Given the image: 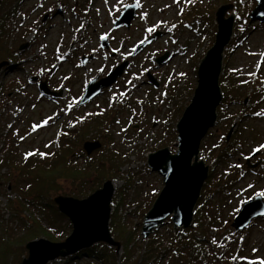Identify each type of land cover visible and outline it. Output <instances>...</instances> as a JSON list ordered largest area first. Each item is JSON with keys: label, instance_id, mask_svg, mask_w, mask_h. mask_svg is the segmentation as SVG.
Here are the masks:
<instances>
[{"label": "rangeland", "instance_id": "374dc122", "mask_svg": "<svg viewBox=\"0 0 264 264\" xmlns=\"http://www.w3.org/2000/svg\"><path fill=\"white\" fill-rule=\"evenodd\" d=\"M222 1L139 0L140 7L129 26L113 27L124 6L137 4V0H0V13L9 12L0 19L4 27L0 43L15 50L19 60L10 69H4L6 61H0L4 64L0 66V240L14 250L8 256L9 264H20L27 255L26 224L38 220L46 228L58 232L63 229L62 236L52 241L63 240L71 231L62 213L64 217L58 216L50 223L47 207L37 205L45 199L36 198L31 190L43 183L35 181L30 170L48 161L50 156H43L52 150L55 155L69 149L81 168L89 160L95 165L102 163L108 171L116 169V176L107 178L117 181L111 207L115 196L123 194L119 211L126 216L127 225L142 224L147 212L141 215L144 199L156 197L163 185L162 177L147 165V155L164 146L171 152L177 148L176 132L173 137L170 127L174 129L191 99L197 65L213 44L215 11L221 5L226 6L224 16H233L230 41L235 46H225L224 75L221 72L219 76L220 88L225 85L229 94L220 102H225L221 118L201 141L199 158L208 166L209 174L215 148L224 137V144L231 145L238 137L240 151L225 163L214 165L211 183L206 188L207 175L201 187L200 195L206 189L209 196L205 221L212 225L205 232L206 247L194 264H249L264 258V215L252 218L240 230L231 225L242 203L264 192V149L253 155L254 149L264 145V14L249 17L244 31L236 34V23L247 16L249 7L254 8L255 0H242L240 5L235 0ZM149 28L155 31L149 33ZM155 32L159 34L135 52L138 44ZM102 36L107 37L106 46H101ZM124 61L121 75L109 87L80 103L90 79L104 77ZM40 82L59 95L42 94ZM254 103L256 111L248 112ZM91 113L96 123L86 132L79 130L84 126L80 122ZM65 129L68 135L66 132L61 139ZM206 139L207 146L203 148ZM64 140L68 144L64 145ZM96 140L100 146L87 154L84 142ZM82 151L84 155H80ZM27 153L35 154L28 159ZM96 174L93 170L87 179H94ZM128 178L130 182L123 189ZM105 179H97L88 189L84 185L79 196L73 192L81 187L82 180L57 177V188H46V194L52 200L57 195L83 198L101 187ZM168 221L170 217L155 229L156 236L168 235ZM141 224L138 233L146 239L153 232L142 237ZM170 225L175 232L181 228L175 229L172 222ZM120 247L119 242L118 253ZM161 253L155 248L149 262L169 264L161 261ZM136 254L137 251L132 259ZM65 257L46 264H101L85 253L69 262L61 259Z\"/></svg>", "mask_w": 264, "mask_h": 264}, {"label": "water", "instance_id": "95a60500", "mask_svg": "<svg viewBox=\"0 0 264 264\" xmlns=\"http://www.w3.org/2000/svg\"><path fill=\"white\" fill-rule=\"evenodd\" d=\"M255 2L250 13L251 17L264 14V0H255ZM126 5H131V7L122 9L113 27L129 26L137 7L136 2ZM225 9L226 6L221 5L215 11L216 30L213 44L205 51L197 65V83L191 99L175 122L177 141L175 152H171L168 147L164 146L147 155V165L162 177L163 185L144 214L140 230L144 238L159 227L167 217H170L175 229L191 225L194 205L208 175V166L199 158L200 144L207 131L216 123V108L223 98L219 76L222 69L223 51L231 39L233 27V16H224ZM158 34L159 32H155L152 37L138 44L135 52ZM106 45V39H102L101 46ZM163 57L165 55L159 57L157 61L161 62ZM125 65L126 61L116 65L104 77L90 79L84 87L80 103L90 100L103 88L109 87L121 75ZM32 79L36 80L35 77ZM150 79L156 83L153 78L150 77ZM38 87L42 93L49 96L59 95L50 90L45 82L38 83ZM232 130L233 126L228 131L226 139L230 137ZM99 146L100 142L97 140L86 141L83 149L89 154ZM113 193V182L111 179H106L101 187L83 198L70 195L54 196L53 202L59 212L68 218L71 231L61 241H52L45 237L27 241L25 243L27 255L22 258L20 264H46L98 242L115 246L118 251L119 242L113 238L108 226ZM262 215H264V200L261 195L257 194L242 203L231 225L236 230H240L252 218Z\"/></svg>", "mask_w": 264, "mask_h": 264}, {"label": "trees", "instance_id": "16d2710c", "mask_svg": "<svg viewBox=\"0 0 264 264\" xmlns=\"http://www.w3.org/2000/svg\"><path fill=\"white\" fill-rule=\"evenodd\" d=\"M237 1V4L240 5V2L242 0H235ZM229 2L228 0L222 1V3ZM253 5L255 6V2H252ZM16 9V8H15ZM251 7L247 9L246 13L247 16L243 17L241 14L239 15L240 17H243V20L241 22L236 23V29L234 32H239L242 33L244 31V25L247 23L249 20V13L251 11ZM7 11H3L0 13V19L2 15H4ZM210 16V14L208 15ZM4 32V27L0 26V36ZM215 32V30H214ZM231 40V39H230ZM230 43V45H229ZM228 43L230 49H232L235 46V43H231V41ZM229 49V50H230ZM15 50H12L6 46V43H0V61H6L7 63L4 66V69H10L15 67V65L18 63L19 60H17ZM230 52V51H229ZM11 61L8 62L9 60ZM221 75H224V68L222 65L221 69ZM224 77V76H223ZM222 77V79H223ZM219 84L221 86V77L219 79ZM15 86V85H14ZM223 87L222 92H223V97H225L228 93V88L225 85H222ZM225 102L220 103V105L216 108V113L217 119L221 118L220 110L223 108ZM256 104H252L249 107L248 112H254L256 111ZM251 112V113H252ZM96 114V113H95ZM101 115V114H99ZM96 117L93 113L89 114L83 122L87 121L86 124L83 122H80V125L83 124L79 130L86 132V128L88 126H93L96 121L94 119ZM171 129V134L174 137L175 132L172 127ZM75 130V128H74ZM68 130L65 129V132H63L60 136L61 139L66 136V132ZM78 131V130H75ZM68 135V132H67ZM234 136V141H235V136L236 133L233 134ZM223 138V137H222ZM224 139L223 138L222 142L217 145L216 150L214 151L213 159H212V168L209 170V174L207 177V184L206 188H208V185L211 183V175L214 174L213 167L214 165H221L226 162L227 158L229 156L235 157L239 153V144H232L227 143L224 144ZM206 139L203 142V148L207 146V141ZM68 144L67 140L63 141V144ZM55 150H52L48 152L45 156L43 157H48V161H41L37 164V168L31 169L30 172L32 173L35 181H41L42 186H34L31 188V190L34 193V196L38 199H45L44 202H39L37 204L39 207L46 206L50 214L47 216L48 220L50 223H54V220L56 217H64L56 208V205L54 204L53 200L50 198V196H47L46 194V188H57V183H56V178L57 177H64L66 179H71V180H82L81 187L75 190L74 195H82V189L84 185H87V189L91 188L93 184L96 182L97 179H102V178H111L115 177L116 174L118 173L116 169H113L112 171H108L102 163L99 164H93L91 161L87 160V165H85L83 168L80 167L79 163L76 162V157L70 156V151L69 149L65 150L63 153H57L55 152V155H53ZM57 153V154H56ZM28 154V153H27ZM26 154V155H27ZM35 154V153H34ZM39 155L37 153L36 157ZM80 155H84L83 151L81 152ZM30 159L34 155H27ZM27 159V160H28ZM27 161L26 163H28ZM32 162L29 164L31 165ZM47 166V168H46ZM93 170H96L97 174L94 179L88 180L87 177L91 174ZM105 179V180H106ZM130 182V178L126 180L124 185L122 186L123 189L128 185ZM121 189V190H123ZM31 192V191H30ZM122 194V192H121ZM124 199L123 194L122 195H116L114 201V205L111 207V212H110V219H109V230L111 234L115 235L116 241L120 242V248L121 252L118 253L116 250L115 246H110L104 242H98L90 247L80 249L79 251L70 254V256H66L65 258H61L64 262H69L72 258L75 256L78 257L81 254L85 253L89 257L94 258L98 260L101 264H151L149 262L150 256L154 253L155 248H159V250H162V253L159 255V258L161 261H165L166 263L169 264H194L196 260L199 259V256L201 255V252H203L204 248L206 247L207 244V237H206V230L209 229L211 223H206L205 221V216L206 213L209 210V196L206 193V189L202 192L200 197L198 198V201L193 209V219L191 222V225L187 228H180L177 229L175 232L172 226L170 225L171 222L168 221V235L167 239L164 241L163 236H156V230L154 229L148 238L142 239L139 236V227L141 223L135 224L133 226L127 225V220L126 216H123L122 213L119 211V205L122 203ZM155 197L152 198H146L144 199V206L142 209V214L143 215L151 206L152 202L154 201ZM30 202V200H28ZM142 207V206H140ZM44 208V207H42ZM49 223V224H50ZM70 226V224H68ZM62 232H58L56 229L52 228H46L43 224H41L38 220H34L31 224H26V233H25V239L26 242L34 239L38 236H45L51 240H57L59 239L64 231L61 229ZM160 237V238H159ZM155 240V242H152ZM209 241V240H208ZM137 251V254L134 259H132L133 254ZM14 254V250L11 246L1 242L0 240V264H9L8 263V256ZM238 257V256H237ZM215 258V256H214ZM159 259V260H160ZM214 261V259L212 260ZM215 263V262H214ZM213 263V264H214ZM156 264H160L159 261Z\"/></svg>", "mask_w": 264, "mask_h": 264}, {"label": "snow or ice", "instance_id": "6c2138e0", "mask_svg": "<svg viewBox=\"0 0 264 264\" xmlns=\"http://www.w3.org/2000/svg\"><path fill=\"white\" fill-rule=\"evenodd\" d=\"M108 0H105V3H107ZM136 7H140V4H139V0H137V4L135 5ZM125 8L127 7H131V5H125L124 6ZM117 11H119V9H116ZM84 26L81 25V28H83ZM149 33H152L153 31H155V28H149L147 30ZM107 37L106 36H102L101 39H106ZM141 43H143V41H141ZM262 56H264V53H261ZM71 107V105H70ZM257 115H260V113H257ZM45 124L47 123V121L44 122ZM35 130V127L34 129ZM262 149H264V145H260L258 148L254 149L253 151L254 152H260ZM27 155H34V153H28ZM41 155H44V154H41ZM251 187V186H250ZM259 195L261 196H264V192L260 193ZM213 243H215V240L213 241ZM253 251H257L256 249H253ZM233 259H236V257H233ZM241 259H247V258H241ZM249 264H264V258L262 259H259V260H256V261H249Z\"/></svg>", "mask_w": 264, "mask_h": 264}, {"label": "bare ground", "instance_id": "6f19581e", "mask_svg": "<svg viewBox=\"0 0 264 264\" xmlns=\"http://www.w3.org/2000/svg\"><path fill=\"white\" fill-rule=\"evenodd\" d=\"M112 182H113V185H114V187H115V186H116V183H117V181H115V180H114V181H112Z\"/></svg>", "mask_w": 264, "mask_h": 264}, {"label": "flooded vegetation", "instance_id": "af4514ba", "mask_svg": "<svg viewBox=\"0 0 264 264\" xmlns=\"http://www.w3.org/2000/svg\"><path fill=\"white\" fill-rule=\"evenodd\" d=\"M254 153H255V152H254ZM256 153H257V152H256ZM256 153H255V154H256ZM251 156H253V155H251Z\"/></svg>", "mask_w": 264, "mask_h": 264}]
</instances>
